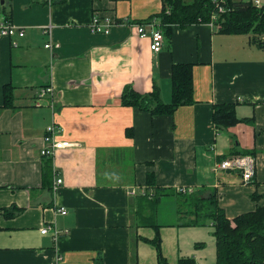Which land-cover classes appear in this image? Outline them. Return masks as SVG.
<instances>
[{
  "label": "crops",
  "instance_id": "crops-1",
  "mask_svg": "<svg viewBox=\"0 0 264 264\" xmlns=\"http://www.w3.org/2000/svg\"><path fill=\"white\" fill-rule=\"evenodd\" d=\"M3 8L25 34L0 35V264H148L155 252L144 238L155 232L142 231L155 230L154 213L137 194L149 172L159 188L215 187L230 219L264 206V49L250 34L206 22L173 24L169 36L161 26L164 45L155 52L135 25L151 28L163 0H0ZM95 14L117 24L92 32ZM180 62L194 64V102L156 115L123 104L128 84L143 93L157 86L171 102L172 67ZM45 86L53 92L41 96ZM224 102L255 121L218 127L214 105ZM52 123L63 129L58 139L77 145L42 154ZM240 150L255 152L252 180L214 172L220 157ZM177 204L174 195L161 197L155 216L161 234L176 231L178 249L166 255L172 264L192 254L181 245L189 226L177 220ZM13 205L20 212L5 215ZM165 205L172 223L162 222ZM47 224L63 233H42ZM208 254L193 251L197 264H216Z\"/></svg>",
  "mask_w": 264,
  "mask_h": 264
},
{
  "label": "trees",
  "instance_id": "trees-1",
  "mask_svg": "<svg viewBox=\"0 0 264 264\" xmlns=\"http://www.w3.org/2000/svg\"><path fill=\"white\" fill-rule=\"evenodd\" d=\"M119 1V0H114ZM231 10L219 17L218 25L222 32L250 34L251 42L264 49V4L257 6L252 0H228ZM216 11L214 0H163L162 10L153 15L161 20L170 36L173 24L187 26L206 23ZM1 14L12 20L11 11L6 8ZM165 35V34H164ZM194 64L175 63L172 67V100L164 102L157 86L150 92H140L133 84H128L122 92L124 105L139 107L152 114H173L179 105L195 101ZM5 105H12V86L5 85ZM213 120L220 128H227L239 122H254V117H239L236 103H219L214 105ZM129 134L131 132L129 131ZM239 154H255L254 150H240L230 156ZM225 155L219 160L230 157ZM241 174L239 171L232 170ZM46 175V173H45ZM242 176V174H241ZM153 188V189H152ZM215 187H199L192 191L159 188L155 174H147V186L137 194L147 209L154 213L150 224L155 228L153 238H144L153 243L157 251L158 264H172L161 249V225L155 219L156 207L161 197L174 195L177 197V212L182 225H207L210 223L216 245V264H264V206L253 211L242 213L230 219L225 209L219 204ZM154 207V209L152 208ZM10 210H13L10 212ZM20 212L17 206L5 210V215ZM209 222V223H208ZM141 238V236H138ZM176 264H197L194 257H180Z\"/></svg>",
  "mask_w": 264,
  "mask_h": 264
},
{
  "label": "built area",
  "instance_id": "built-area-1",
  "mask_svg": "<svg viewBox=\"0 0 264 264\" xmlns=\"http://www.w3.org/2000/svg\"><path fill=\"white\" fill-rule=\"evenodd\" d=\"M216 5V11L213 12L211 20L209 23L211 25H216L219 21V17L231 10L230 3L228 0H214ZM253 3L257 6H263V3L260 0H252ZM155 21V22H153ZM153 21L149 22L151 28H147V24L144 22L137 23L136 31L139 37H150L151 38V49L155 52L161 51L165 35L164 31L161 28V20L158 18H154ZM117 24V21L110 17H101L98 14L93 16V19L89 25L92 32L95 33H109L114 25ZM51 25L47 26L45 29L50 31ZM19 34L23 36L25 31L23 28H18V26L13 22V20L9 19L7 16L0 13V35L12 36L15 34ZM52 44L47 43L46 46L50 47ZM53 92L52 86H45L40 95H46L47 93ZM63 129L52 123L47 127V132L45 135V145L42 149V154L44 155H54L55 152L59 149L65 147H71L73 145H77V143L69 141V140H60L56 136L57 131H62ZM231 169L235 171L241 172L243 179L245 182H249L252 180L253 176L256 172V157L254 154H239L233 155L227 158H224L218 162H216L213 166L214 172H218L220 170ZM63 182L62 178H57L55 188H57ZM179 191H192V188L181 187ZM135 192V191H134ZM60 213H67V208L65 206H60L58 208ZM52 231L54 238L59 237L63 232L58 227L53 226L52 224L44 225L41 228L42 233H48ZM67 232V231H66ZM61 257V256H60Z\"/></svg>",
  "mask_w": 264,
  "mask_h": 264
},
{
  "label": "rangeland",
  "instance_id": "rangeland-1",
  "mask_svg": "<svg viewBox=\"0 0 264 264\" xmlns=\"http://www.w3.org/2000/svg\"><path fill=\"white\" fill-rule=\"evenodd\" d=\"M166 208V212L164 213V211L162 212V222L163 223H172L170 221H173L176 219L175 215H170L169 217V209H168V205H165ZM164 213V214H163ZM161 211L159 212V216H158V221L160 219L159 222H161ZM179 220V217L178 219ZM209 223V222H208ZM189 227H186V231L185 233L182 234V237L180 239L181 241V245L183 250L185 251V253H187V251L189 253L192 252L191 257L193 256V251L194 249L196 250H200V249H207L208 250V255L207 258L210 259L211 257L215 256V260H216V247H215V241H214V235H213V230L211 228L210 223L207 225H188ZM170 226L169 228H166L162 231V240H161V249L163 251V254L169 255L173 253V251L178 249V241H177V237H176V231L174 229H172ZM195 228V229H193ZM193 229V230H192ZM192 230V231H191ZM155 232V230L153 228H147L144 227V230L142 231V233H147L148 235H153ZM196 241H201V243H196ZM150 244H148V246H150V248H152V250H154L155 252V256L151 258V256H148V264H156L157 263V251L155 249V247L153 246V243L149 242ZM190 245H192V248H190ZM212 255V256H211Z\"/></svg>",
  "mask_w": 264,
  "mask_h": 264
},
{
  "label": "water",
  "instance_id": "water-1",
  "mask_svg": "<svg viewBox=\"0 0 264 264\" xmlns=\"http://www.w3.org/2000/svg\"><path fill=\"white\" fill-rule=\"evenodd\" d=\"M5 0H2V2H4Z\"/></svg>",
  "mask_w": 264,
  "mask_h": 264
}]
</instances>
